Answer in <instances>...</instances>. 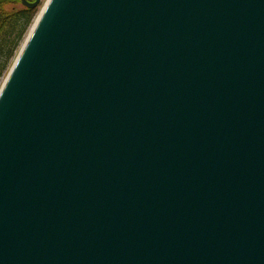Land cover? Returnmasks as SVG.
<instances>
[{"label": "water", "instance_id": "obj_1", "mask_svg": "<svg viewBox=\"0 0 264 264\" xmlns=\"http://www.w3.org/2000/svg\"><path fill=\"white\" fill-rule=\"evenodd\" d=\"M37 19L0 90V264H264V0Z\"/></svg>", "mask_w": 264, "mask_h": 264}, {"label": "trees", "instance_id": "obj_2", "mask_svg": "<svg viewBox=\"0 0 264 264\" xmlns=\"http://www.w3.org/2000/svg\"><path fill=\"white\" fill-rule=\"evenodd\" d=\"M15 3L22 4L21 0H0V85L37 16V9L24 6L6 13L4 7Z\"/></svg>", "mask_w": 264, "mask_h": 264}, {"label": "rangeland", "instance_id": "obj_3", "mask_svg": "<svg viewBox=\"0 0 264 264\" xmlns=\"http://www.w3.org/2000/svg\"><path fill=\"white\" fill-rule=\"evenodd\" d=\"M27 1L30 2V3H35V2H36V0H27ZM48 2H49V0H41L39 6L36 8V9H37V16H36V18H35V20H34L32 26H31L30 30L28 31V33H27V35H26V37H25V39H24V41H23V43H22V45H21V47H20V49H19V51H18V53H17V55H16V57L14 58V60H13V62H12V65L10 66L8 72L6 73L5 77L3 78L2 82H1V85H0V90H1V88H2V86H3V84H4V82H5V80H6V78H7V76L9 75V72L11 71V68L13 67L15 61L17 60V58H18V56H19V54H20V52H21V50H22V48H23V46H24V44H25V42H26V40H27V38L29 37V34H30V32L32 31V29H33V27H34V24H35V22H36L38 16L40 15V13H42L43 9L45 8V5H46ZM22 7H23V4L15 3V5H6V6L4 7V8H5L4 10H5L6 13H9V12H12V11H14V10H15V11L20 10Z\"/></svg>", "mask_w": 264, "mask_h": 264}, {"label": "bare ground", "instance_id": "obj_4", "mask_svg": "<svg viewBox=\"0 0 264 264\" xmlns=\"http://www.w3.org/2000/svg\"><path fill=\"white\" fill-rule=\"evenodd\" d=\"M40 16H41V13H40V15L38 16V18H40ZM38 20V19H37Z\"/></svg>", "mask_w": 264, "mask_h": 264}]
</instances>
